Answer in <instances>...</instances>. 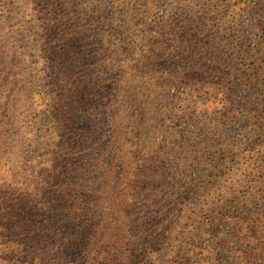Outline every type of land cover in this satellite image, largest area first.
Masks as SVG:
<instances>
[{
	"label": "trees",
	"instance_id": "1",
	"mask_svg": "<svg viewBox=\"0 0 264 264\" xmlns=\"http://www.w3.org/2000/svg\"><path fill=\"white\" fill-rule=\"evenodd\" d=\"M172 2L0 0V264H264V0Z\"/></svg>",
	"mask_w": 264,
	"mask_h": 264
},
{
	"label": "rangeland",
	"instance_id": "2",
	"mask_svg": "<svg viewBox=\"0 0 264 264\" xmlns=\"http://www.w3.org/2000/svg\"><path fill=\"white\" fill-rule=\"evenodd\" d=\"M160 5H161V10H160V15L162 17H166L170 12H171V9L173 7V2L172 0H160ZM248 29V27H246ZM240 128L237 127L235 130H234V134L235 136H240Z\"/></svg>",
	"mask_w": 264,
	"mask_h": 264
}]
</instances>
